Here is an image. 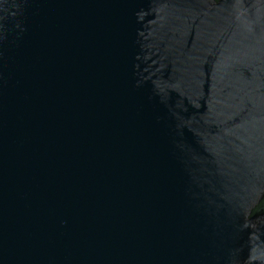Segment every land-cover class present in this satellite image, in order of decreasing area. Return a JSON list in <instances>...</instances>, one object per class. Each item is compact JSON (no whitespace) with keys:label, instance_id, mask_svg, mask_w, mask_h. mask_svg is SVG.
<instances>
[{"label":"water","instance_id":"1","mask_svg":"<svg viewBox=\"0 0 264 264\" xmlns=\"http://www.w3.org/2000/svg\"><path fill=\"white\" fill-rule=\"evenodd\" d=\"M0 264H264V0H0Z\"/></svg>","mask_w":264,"mask_h":264}]
</instances>
